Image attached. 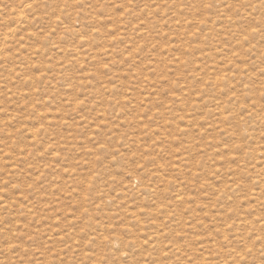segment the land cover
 Here are the masks:
<instances>
[{
  "label": "rangeland",
  "instance_id": "1",
  "mask_svg": "<svg viewBox=\"0 0 264 264\" xmlns=\"http://www.w3.org/2000/svg\"><path fill=\"white\" fill-rule=\"evenodd\" d=\"M0 264H264V0H0Z\"/></svg>",
  "mask_w": 264,
  "mask_h": 264
},
{
  "label": "snow or ice",
  "instance_id": "2",
  "mask_svg": "<svg viewBox=\"0 0 264 264\" xmlns=\"http://www.w3.org/2000/svg\"><path fill=\"white\" fill-rule=\"evenodd\" d=\"M208 7H211V5H208ZM250 251V250H249Z\"/></svg>",
  "mask_w": 264,
  "mask_h": 264
},
{
  "label": "bare ground",
  "instance_id": "3",
  "mask_svg": "<svg viewBox=\"0 0 264 264\" xmlns=\"http://www.w3.org/2000/svg\"><path fill=\"white\" fill-rule=\"evenodd\" d=\"M149 191V190H148ZM6 205V204H5Z\"/></svg>",
  "mask_w": 264,
  "mask_h": 264
}]
</instances>
